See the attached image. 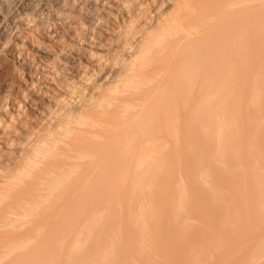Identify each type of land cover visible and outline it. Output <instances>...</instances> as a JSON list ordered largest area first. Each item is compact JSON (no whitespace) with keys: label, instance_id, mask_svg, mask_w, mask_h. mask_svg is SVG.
Instances as JSON below:
<instances>
[{"label":"bare ground","instance_id":"6f19581e","mask_svg":"<svg viewBox=\"0 0 264 264\" xmlns=\"http://www.w3.org/2000/svg\"><path fill=\"white\" fill-rule=\"evenodd\" d=\"M61 1L52 5L51 0H42L47 9L44 14L62 28L55 24L52 28V21L51 29L49 23L45 28L31 18V12L39 10L31 0L24 2V12H11L9 17L5 9L15 1L0 0L1 39L11 42L15 37L23 42H17L20 47L16 44L14 49L19 63L31 70L34 56L27 47H36L45 64L41 70L36 67L35 79L46 91L27 101V109L16 103L17 109L35 118L33 123L21 119L18 139L31 141L34 133L38 136L35 142L26 145L18 140L17 145L0 132L4 143L0 147V264H37L38 254L55 258L69 249L65 242L70 226H84L97 241L95 234L104 219L100 209L113 210V217H118L114 231L121 227L114 234L109 259L131 251L118 244L132 240L127 214L133 208L141 231L140 249H147L149 211L161 206L158 186L164 180L165 163L195 159L200 141L209 145L203 154L210 159L228 148V125L209 140L199 137L198 128L211 120L216 103L227 104L237 81L256 76L264 50V0H144L137 2L138 10L124 24L126 29L110 49L112 56L90 71L82 59L83 47L76 52L66 50L77 21L70 25L74 5L71 8ZM87 1L91 3L87 9L79 3L86 12L77 6L82 12L77 18L89 21L88 29L84 28L88 32L74 30L81 35V40L73 39L79 45L102 37L101 30L114 28L99 13L98 2L106 0ZM9 18L11 26L6 21ZM224 104L220 111L226 115ZM20 111L16 110L18 116ZM240 174L239 178L244 173ZM205 180L203 186L211 190V182ZM183 182H179L181 190L187 192L184 178ZM181 192L180 199L185 194ZM135 193L142 195L134 205ZM262 194L252 195L251 202L259 203ZM206 202L218 212L213 224L216 233L227 225L229 214L219 196L210 194ZM188 228L212 240V229L190 219ZM252 228H245L246 237L237 245L222 247L216 241L211 247L209 241L210 249L238 256L237 249L252 245L264 229L263 221H254ZM100 256L104 261L106 253ZM70 257L64 264H79L80 260Z\"/></svg>","mask_w":264,"mask_h":264},{"label":"rangeland","instance_id":"374dc122","mask_svg":"<svg viewBox=\"0 0 264 264\" xmlns=\"http://www.w3.org/2000/svg\"><path fill=\"white\" fill-rule=\"evenodd\" d=\"M14 1L15 2L11 3L8 9H5L8 12L5 14L4 11L6 17H9V14L10 16L13 14L15 15V13L17 14L16 11L24 12L23 4L30 2V0ZM54 1L51 0V3L53 2L52 5H57V2ZM63 1L69 5H74V7L72 5L70 6L71 8L73 7L72 9L70 8L72 10L70 14L73 15L67 17L70 21V25H73V22L76 21L77 25L75 24L76 27H74V25L71 28L74 27V30L75 28L81 30L80 32L83 34L84 32H88L89 30L87 31L84 28L88 29L89 21L82 17L81 19L77 17H80L82 14L83 6L85 5L87 9V7H90L89 5L91 3L89 1L85 2L86 0H79L80 2L78 0ZM138 1L144 2V0H106L98 2L99 13L101 17L103 16L105 24L109 22L108 25L111 26L112 24L111 27L114 28L108 27L106 29L102 27L108 30H101V32L103 31V34L100 32V36L103 35L102 37L95 39L94 42L91 40H84V44L82 45L77 44L76 41L74 42L78 37L79 39L77 40H81V35L79 36L78 33H74L73 30L72 35L74 38H72L71 41L70 39L68 40V42L72 43L71 46L69 45L70 43L67 44L66 50L75 51L77 47H83L84 56L82 59L85 63H88V69L90 68V71H92L94 67L99 69V67H97L98 65L95 64L99 61L103 62L109 55L112 56L110 49L113 45L117 44L115 40H117L118 36L126 29L125 25L129 24L131 15L135 14L138 10ZM32 2L37 4H33ZM74 2H78L75 3L77 5H75ZM81 2L82 5L84 4L82 7L81 4L79 5ZM30 4L36 7L39 5L37 9H39L40 12L33 8L35 10L34 13L33 15L32 12L30 14L31 18L34 17L35 22L39 20L40 23L46 25L45 28H49L51 24H55V27H59V24L55 23V18L50 17L51 15H46V5L44 6L42 0H40V2L39 0H31ZM42 4L45 10L42 8ZM48 6H50V4ZM77 6L82 12L78 10ZM86 9L84 8V12H86ZM41 15L44 16L40 17ZM6 21L7 24H10L9 26L13 23L11 18L6 19ZM50 22L52 23L50 24ZM53 27L54 25L52 28ZM81 27H83V29ZM60 28L61 27H59V29ZM4 39V37H2V39L0 37L2 42H0V132L4 135L6 134L9 138L12 137V142L15 144L17 143V145L19 141L20 143L22 142V144L26 143V145H28L31 144L32 141L35 142L38 136L33 133L30 135V138H32L31 141H22L18 139L17 131L22 129L19 126L21 119H24L23 122L25 123L31 122L32 120L35 121V118L32 117L30 113L20 111L19 108L17 109L16 103L22 104V107L24 105L26 108L28 105L27 101L36 97L39 91L40 94L46 92L43 91L44 87L41 85L43 83H41L39 79H35L36 73L34 72L37 71L36 67L41 70L45 63L41 61L39 55H37L36 47L31 44H28L27 48L29 50L28 52L34 56L32 70L19 63L21 59L17 54L18 50H15L14 46L18 45L17 42H21L19 43L20 45L23 42L15 39V37H12L11 42L9 39ZM39 41L42 42V40ZM4 42L5 45H2ZM35 43L34 41V45H36ZM73 46L74 48L72 49ZM18 47L20 46L18 45ZM33 81L34 84H32ZM234 86L236 90L229 96L227 104L220 103L217 105L216 103L210 117L211 120L206 124L202 123L198 128L199 137L209 140L210 137L215 136L219 132L222 126L228 125L230 140V144L227 146L228 148L226 147L227 149L225 148L226 150L223 153L210 159L203 154L207 150L206 147L209 145L207 146L206 141H200L198 143V151L195 159L188 162L178 160L174 163H165L164 180L163 183L158 186L161 206L156 209L154 207L149 211L152 212V214L147 226L148 231H150L148 239L150 243L148 241L146 242L148 244L147 249H140L142 244L141 231H139V223L136 219V210L133 208V211L131 210L129 214H127L128 211L124 212L130 217V221L132 222L130 228L132 240H126L127 242L125 241L123 244H118V247L123 245L124 250L125 247H130L131 251L128 253L124 251L122 254L118 253L117 256L114 255V257L109 259L108 251L112 248L114 234L118 233L121 227L116 226L117 229L115 232L114 226L116 221L114 219L117 218L116 220H118V217H113V210L100 209L101 217L104 219L99 230L95 234V238L98 242L95 241L92 236L90 237V234L86 233V230L83 229L84 226H70L68 228L69 239L65 242L67 247L69 245V249L66 248V250L62 253L60 252L55 258L47 257L44 254H38L37 264H53L54 262H56V264H64L66 258L69 256H71L73 260H80L79 264H263L264 229L254 238L252 245L249 247L246 246L243 249H237L238 256L232 254L220 255V253L211 250L209 246V241H212L211 247L216 241H219L222 247H226L228 244L237 245L246 237L245 233L247 231H245V228L248 227V229H253L252 224L254 221L257 222V220L261 219L264 226V50L262 51L261 62L256 76L252 78L244 77L237 81ZM45 89L48 91L47 88ZM6 98L11 101L8 100L6 102ZM5 103H8L9 107L6 108ZM223 104L228 106V109L225 110L226 115L220 111ZM16 110L21 112L20 116H18ZM34 121H32V123ZM230 122H232V124H230ZM2 129L4 130L1 131ZM3 134H0V136ZM3 144L4 143H1L0 140V147H3ZM15 144V148H17ZM26 145L25 147H27ZM5 149L8 151L11 150L10 148ZM13 157H15V155ZM16 159L19 160L18 158ZM16 159L14 160L17 162ZM239 172L241 174L244 173L246 176L243 174V177L240 174L242 177L239 178ZM183 178L186 180L187 192L181 190L182 185L180 186V183H184ZM205 179L211 182V190L203 186ZM180 190L185 193L182 194V199H180V194L182 193ZM257 192H262L263 198L259 203H253L250 199L252 195ZM210 194L212 196L217 195L224 201L225 210L229 214L227 225L221 229H217L218 232L216 231V233H213V224L218 212L213 206L206 202V198L210 196ZM141 195V193L134 194V205ZM188 219H190V221H196V223L203 228L212 229L210 236L212 240L205 236L201 237L196 235L195 232L189 230ZM86 225H88V223ZM122 226L125 227L123 224ZM223 234L225 235L222 238ZM86 235H89V237ZM195 235L196 237L198 236V238H195ZM219 238H222V241L219 240ZM224 239H227V241H224ZM72 244H74L75 247L70 249ZM92 246H95V248L91 249L88 255V249L92 248ZM104 252L106 253V258L103 261L100 255Z\"/></svg>","mask_w":264,"mask_h":264}]
</instances>
